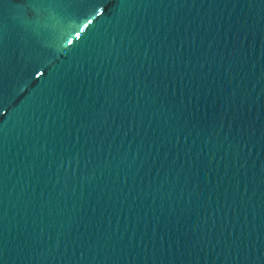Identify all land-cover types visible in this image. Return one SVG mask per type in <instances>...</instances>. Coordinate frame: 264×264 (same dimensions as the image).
I'll return each mask as SVG.
<instances>
[{"label":"water","instance_id":"95a60500","mask_svg":"<svg viewBox=\"0 0 264 264\" xmlns=\"http://www.w3.org/2000/svg\"><path fill=\"white\" fill-rule=\"evenodd\" d=\"M113 2L33 87L0 75V259L264 264V5Z\"/></svg>","mask_w":264,"mask_h":264},{"label":"snow or ice","instance_id":"6c2138e0","mask_svg":"<svg viewBox=\"0 0 264 264\" xmlns=\"http://www.w3.org/2000/svg\"><path fill=\"white\" fill-rule=\"evenodd\" d=\"M250 2L254 3L255 0H250ZM260 2L264 5V0H260ZM6 3L7 0H0V9ZM120 6V4H115V7L111 9ZM108 11V4H105L103 11L98 10V0H18L15 24L39 50L40 54L21 52L17 59L13 42L5 40L4 29L0 26V75L21 73V79L33 87L36 81L43 78L45 72H48L52 67L48 54H55L44 44V37L53 35V27L55 26L56 31L63 33L58 52H67L70 50L67 46L74 42L72 33L75 32V39L80 40L81 33H84L85 29L92 25L93 19ZM73 16L76 17L78 24L64 28L63 22L72 19ZM90 16L92 19L89 18ZM260 16L264 21V7L260 10ZM79 24L82 26H78ZM49 82L50 86L56 82V78L51 73H49ZM0 257H2V252H0ZM260 258L264 262V251H261ZM0 264H3L2 259H0Z\"/></svg>","mask_w":264,"mask_h":264}]
</instances>
